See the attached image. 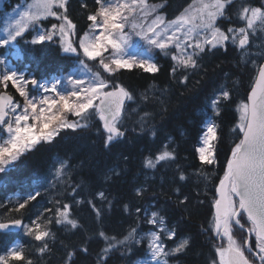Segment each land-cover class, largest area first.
<instances>
[{
	"label": "trees",
	"instance_id": "16d2710c",
	"mask_svg": "<svg viewBox=\"0 0 264 264\" xmlns=\"http://www.w3.org/2000/svg\"><path fill=\"white\" fill-rule=\"evenodd\" d=\"M22 0H4V9H9ZM192 0H148L156 6L158 13L166 19H174ZM238 0L227 9L228 20L218 21L222 27L243 26L237 21ZM258 6L261 0H248ZM86 5V7H85ZM98 6L95 0H68L67 15L76 25L71 36L77 53L65 52L55 38L42 43L32 44V29H28L15 41L20 56L15 60L18 69H25L26 75L34 78H49L52 75H64L72 71L79 60H83L90 71V77L99 72L101 78L114 80L125 86L134 96L128 101L120 127L122 137L105 146L106 133L99 116L84 120L76 131L61 130L51 142H40L10 163L0 172V221L19 219L29 224L52 213L46 209L56 207V201L72 203L71 187L77 186V200L84 202L73 207V218L80 227L69 230L68 227L50 225L54 238L49 237V251L41 256L37 251L40 242L25 233H8L0 230V252L9 249L13 241L33 264H98L97 254L105 247L98 232L107 235H127L131 226H137L141 244L132 243L131 252L123 254L124 249L110 253L107 264H136V260L147 253L148 235L152 227L137 221L135 206L149 209L159 205L166 217V223L175 226L178 235L175 239L186 237L189 246L181 253L169 257L170 264H212L216 260L215 249L220 246L218 235L212 231L215 209V187L223 176L226 159L230 149L239 142L241 134L236 107L240 100H246L255 74V68L242 62L241 48L228 42L224 48L211 50L203 54L199 67L186 73L179 70L174 76L172 66L176 61L166 52L152 46L157 72H146L142 68L120 69L109 76L97 61H90L79 50V39L90 30L91 21L87 16ZM44 23V20L40 21ZM224 23V25H223ZM167 53V54H166ZM112 49L104 53L105 62H110ZM262 62V60H261ZM114 67V66H113ZM187 75L186 82L181 83ZM227 82L231 100L220 106V115L215 116L209 100L216 93L223 81ZM59 87L71 86L68 81ZM0 89H4L0 86ZM7 90H11L10 86ZM149 114V115H145ZM73 116L69 114L68 118ZM141 118L144 123L141 125ZM207 119L218 126L219 139L214 141L217 162L206 166L199 160L196 152ZM153 132L156 135H153ZM167 141L175 151L174 162H163L157 170L144 169L143 160L157 152L162 143ZM67 162L68 172L59 180L48 184L45 177L55 158ZM113 170L118 173L113 175ZM186 175L185 181L178 180V172ZM107 178V179H106ZM145 187L147 191L137 196L135 189ZM179 187L182 195L174 193ZM104 190L106 201L94 198V193ZM30 196L35 199H29ZM188 197L185 203L180 201ZM94 200L102 216L97 217L87 203ZM23 209L19 208L25 203ZM157 203V204H156ZM130 206L128 211L124 205ZM172 241V240H171ZM87 248V253L79 249ZM75 255L69 262L67 253ZM10 264H25L24 261H10Z\"/></svg>",
	"mask_w": 264,
	"mask_h": 264
},
{
	"label": "snow or ice",
	"instance_id": "6c2138e0",
	"mask_svg": "<svg viewBox=\"0 0 264 264\" xmlns=\"http://www.w3.org/2000/svg\"><path fill=\"white\" fill-rule=\"evenodd\" d=\"M237 2L238 0H192L175 19L166 21L159 15L156 6L150 5L148 0H95L98 7L87 16L88 21L92 22L90 32H85L79 39L78 48L88 60L97 61L109 76L117 70L133 67L142 68L146 72L159 71L157 65L149 60L123 57L124 46L130 40V36L126 35L124 30L131 24L134 34L146 39L150 45L161 51L166 52L169 45H173L175 52L171 54V59L177 63L172 66V74L175 76L179 70L186 73L189 69L195 70L200 66L199 60L206 52L221 48L226 50L228 42L244 49L249 42L250 30L255 29L257 23L264 25V0H261L258 6L243 0L236 12V19L242 22L243 26L222 27L218 21L231 22V17L227 16L226 12ZM67 4L68 0H33L28 9L20 14V18L4 29L6 35L0 38V47L12 44L21 38L30 26L47 17L64 21L51 26L53 30L58 28L62 36L65 34L66 26L75 29L76 25L67 15ZM61 9L63 14H60ZM150 17L152 19L149 20ZM137 19L139 23L133 22ZM54 34V32L38 34L31 42L38 44L46 39L51 40ZM109 49H112V56L110 62H105L104 53ZM188 49L192 51L189 52ZM64 51L77 53L78 49L68 43ZM4 63V60H0V64ZM80 64L83 65L84 61L80 60ZM67 79L73 86L67 92L58 91L57 85L61 83L60 80H56L50 86L39 84L43 92L55 93V96L43 95L37 100L29 96L25 87L29 83L37 85V80H25L23 74L13 69H6L0 73V86L5 90L9 86L13 87L23 98V104L20 105L14 102L12 96L0 94V126H3L0 129V136L4 133L8 136V139L0 143V172L5 170L4 165L16 160L23 151L42 141L51 143L61 130L76 131L88 126L82 125L78 120H70L69 114L81 120L98 115L106 133V147L124 135L120 127L122 114L126 111V102L134 100L133 94L125 86L114 80L101 78L99 72L94 73L93 78L87 83L83 79H73L71 76ZM187 79V75H184L181 83ZM231 95L230 91L224 89H220L218 95L213 94L211 107L215 116L221 114V104L230 101ZM236 111L239 113L236 128L242 134V138L230 149L231 155L227 157L223 176L219 178V183L215 187L216 198L212 205L215 216L211 230L227 239V247L217 246L215 255L219 257V264H257V261L264 264V64L255 69V80L251 89L246 100L237 105ZM143 123L144 118H141V125ZM153 135L156 133L153 132ZM218 139V126L208 121L203 131L204 146L196 149L199 160L206 166H212L217 162L218 154L213 142ZM176 158L171 144L165 141L156 153L143 160V167L157 170L163 162H174ZM63 168L64 165L61 164V169H57V175H60ZM117 174L113 170V175ZM186 179V175L180 170L178 180ZM145 191L147 189L143 186L135 189L138 197ZM173 191L178 196L182 195L179 187ZM78 195L77 186H72L70 196L72 203L57 200L55 208L46 209V212L52 213L50 217L38 216L31 225L26 226V233L40 242L37 251L41 256L49 251L48 238H54L50 225L65 226L69 230L80 227L77 219L73 218L74 205L84 202L76 199ZM93 195L100 201L107 199L104 190H99ZM29 199L35 197L30 196ZM187 200L188 197L184 196L180 202L185 203ZM87 203L97 217L102 216L101 209L97 208L94 200H88ZM25 204L26 202L21 203L17 211L23 209ZM129 208L128 204L124 205L125 211ZM135 213L137 221L155 226L149 231L150 239L147 242V250L155 264H168L166 257L181 253L189 246L187 238L175 241L178 235L176 227L166 223V217L161 214L158 206L156 210L135 206ZM11 223L20 226L22 221L14 219ZM7 228L8 223H0V230ZM234 228L242 234L239 242L235 237ZM245 233L247 235H243ZM248 235L255 236L254 247L247 238ZM98 236L103 238L105 243V247L97 254L98 264H107L112 252L123 248V254H128L131 252L132 243L138 245L143 242L142 238H138L137 226H131L127 235L122 237L109 236L103 230L98 232ZM166 240L174 241L175 247L167 248ZM79 251L87 253L88 249ZM66 255L70 262L75 250ZM10 261L33 264L19 247L10 248L0 255V264H10ZM212 264H217L215 258Z\"/></svg>",
	"mask_w": 264,
	"mask_h": 264
},
{
	"label": "rangeland",
	"instance_id": "374dc122",
	"mask_svg": "<svg viewBox=\"0 0 264 264\" xmlns=\"http://www.w3.org/2000/svg\"><path fill=\"white\" fill-rule=\"evenodd\" d=\"M33 3V0H22V2L20 3H16L13 6H11L9 9H4V0H0V38H4V36L6 35V33L4 32V29L7 28L10 24H12L15 20L20 18V14L22 12H24L26 9H28V6L30 4ZM56 10V9H54ZM60 14H63V10H59ZM160 16H162L164 18V16L159 13ZM152 19V17L149 18V20ZM166 21L167 20H172V19H166L164 18ZM175 19V18H174ZM41 20H44V23H40L38 22L36 25L34 26H30L29 29H32V34L33 37L32 39L37 36L38 34H43L46 32H54L55 34L53 35V38H55L58 43L60 44V46L62 47V49L64 50V47H66L68 45V43H71L74 46L73 43V37L71 36V32H73V29H69L65 28V34L62 36L61 33L59 32V29H52V25L53 24H61L64 23V21L62 20H57L55 17H47V18H43ZM135 23H139V19H137L136 21H133ZM138 31V29H137ZM87 32H90V30H88ZM99 30H96V34H98ZM124 33L126 35L130 36V40L129 43L124 46V51L122 53L123 57L125 59L131 58V57H135L137 59H145V60H149L152 63H155L154 57L151 54V50L150 48L153 45H150L148 43V41L146 39H143L141 36L136 35L133 33L132 28H131V24L127 25ZM169 34H171V32H169ZM84 35V34H83ZM83 35L81 37H83ZM201 35H203V33H201ZM117 36H119V34H117ZM31 39V40H32ZM166 39V37H165ZM47 40V39H46ZM168 51L170 53H174L175 52V48L173 45H169ZM189 52H191V49H188ZM241 57H242V62H246V63H250L251 67H254L255 69L258 68V66L260 65L261 60L264 58V25H261L259 23H257V26L255 27V29L250 30V35H249V42L248 44L245 46L244 49H242L241 51ZM20 56L19 50L17 45L15 44V41L12 42V44L8 45V46H4V47H0V60H4L5 63L4 64H0V73L4 72L6 69H13L18 71L19 73L23 74L25 77V80H32L35 79L32 75H26L25 70L23 69H18L14 63V60L18 59ZM112 56V54H111ZM86 65V67H85ZM71 76L73 79H83L85 80V82L87 83L90 79H92L90 77V71L89 68L87 66V64L84 62V64H80V60L78 61V64L76 65V67L73 69V71H71L67 78ZM61 78H59L60 80ZM38 81L37 85H32V84H27L26 87V91L28 92L30 97H35L37 100L43 96V95H49L50 97H54L53 93L49 92V93H45L43 92V90L39 87V84H45V85H51L52 83H54L56 80H58L57 77H51L50 79H35ZM57 87H59L57 85ZM73 87V86H72ZM62 91L61 92H67L68 87H64L65 89L63 90V88L59 87ZM10 89L13 91V93L16 96V99L14 100L15 103L22 105L23 104V100L21 101V97L19 96L18 93H16L15 89L13 87L10 86ZM37 89V90H35ZM220 89H224L227 90V82L226 80L223 81ZM60 91V90H59ZM217 95L219 94V91L216 93ZM241 101L244 100H240L239 103ZM238 103V104H239ZM209 105H211V101L209 103ZM19 111V109L17 110ZM9 116H11V113L9 114ZM70 120H78L82 125L85 123L84 120H81L79 117H75L73 116L72 119ZM211 121V120H208ZM207 121V122H208ZM204 124V129H205V125ZM238 123H239V113H238ZM3 126H0V129H2ZM8 139V136L6 133H4L2 136H0V143H3L4 140ZM200 145L198 147H202L203 145V134L200 140ZM61 164L64 165V168L62 169L60 175H57V169H61ZM68 172V165L67 162L60 159V158H55L48 174L45 177V181L48 184L53 183L55 180H59L61 178H63V176ZM157 204V203H156ZM157 206L159 207V210L161 212L160 206L159 205H152L149 207L150 210H156ZM162 214V212H161ZM31 224L29 223H25L24 227L21 231V233H25L26 232V226H29ZM155 226L151 227L146 234H149V231L151 229H154ZM220 239H218V244L220 246H224V238L222 237H218ZM150 239L149 235H148V240ZM183 238L177 239L175 241H179ZM166 247L167 248H172L175 247V242L174 241H170L166 240L165 241ZM18 245V242H16L14 245L11 246V248H15ZM0 255H2V252H0ZM169 257H166L167 261H168ZM217 264H219V257L216 260ZM136 264H155V262L151 259V255L147 250V253L144 257H140L136 260Z\"/></svg>",
	"mask_w": 264,
	"mask_h": 264
},
{
	"label": "flooded vegetation",
	"instance_id": "af4514ba",
	"mask_svg": "<svg viewBox=\"0 0 264 264\" xmlns=\"http://www.w3.org/2000/svg\"><path fill=\"white\" fill-rule=\"evenodd\" d=\"M233 231H234V233H235V237H236L237 241L239 242V240L241 239V235H242V234H241L240 232H238V231L236 230V228H234ZM243 235H247V234L245 233V234H243ZM247 238H248L249 241L253 244V247H254V245H255V236H254V235H248ZM224 247H227V239H226V238H224ZM257 264H259L258 261H257Z\"/></svg>",
	"mask_w": 264,
	"mask_h": 264
},
{
	"label": "water",
	"instance_id": "95a60500",
	"mask_svg": "<svg viewBox=\"0 0 264 264\" xmlns=\"http://www.w3.org/2000/svg\"><path fill=\"white\" fill-rule=\"evenodd\" d=\"M262 64H264V62ZM0 94H4V95H7V96H12V95H10L7 92H1ZM12 98H13V96H12ZM3 223H8L9 224V228L4 229V230H7V231H17V230H19L22 227V224L20 226L12 225L11 221H9V222H3Z\"/></svg>",
	"mask_w": 264,
	"mask_h": 264
},
{
	"label": "bare ground",
	"instance_id": "6f19581e",
	"mask_svg": "<svg viewBox=\"0 0 264 264\" xmlns=\"http://www.w3.org/2000/svg\"><path fill=\"white\" fill-rule=\"evenodd\" d=\"M245 64H250V63H246V62H244ZM222 85V84H221Z\"/></svg>",
	"mask_w": 264,
	"mask_h": 264
}]
</instances>
